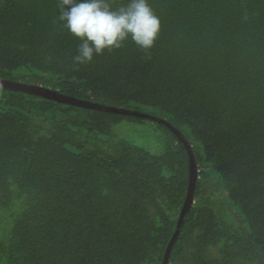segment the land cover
Wrapping results in <instances>:
<instances>
[{"label":"trees","instance_id":"1","mask_svg":"<svg viewBox=\"0 0 264 264\" xmlns=\"http://www.w3.org/2000/svg\"><path fill=\"white\" fill-rule=\"evenodd\" d=\"M57 3L0 0V79L169 122L198 164L169 264H264V0H149L147 56L128 41L78 66ZM147 121L0 87V264H163L189 156L157 123L162 153L114 134Z\"/></svg>","mask_w":264,"mask_h":264},{"label":"clouds","instance_id":"2","mask_svg":"<svg viewBox=\"0 0 264 264\" xmlns=\"http://www.w3.org/2000/svg\"><path fill=\"white\" fill-rule=\"evenodd\" d=\"M57 22L80 41L74 65H86L105 52L123 48L128 41L147 56L156 46L163 26L149 0H58Z\"/></svg>","mask_w":264,"mask_h":264},{"label":"water","instance_id":"3","mask_svg":"<svg viewBox=\"0 0 264 264\" xmlns=\"http://www.w3.org/2000/svg\"><path fill=\"white\" fill-rule=\"evenodd\" d=\"M0 87L2 88H8L15 91L25 92L28 94L36 95L39 97L52 99L60 103H66L78 107H83L87 109H94L109 113H117L125 116H134L139 117L145 120H149L152 123H157L160 125H163L164 127L168 128L172 133H174L179 141L183 143L187 149L188 156H189V166H190V178H189V187L187 196L185 199V203L183 206V209L181 210L179 221L176 227V230L174 232L173 238L171 239L166 253L164 255L163 264H169V259L171 252L173 250V247L180 235V232L185 224L186 216L188 212L190 211L192 205L194 204V193L196 189L197 179H198V164L193 152V146L187 141V139L184 137V135L173 127L169 122H167L164 119H161L159 117H156L154 115H151L149 113L136 111V110H129V109H121V108H115L107 105H101L92 101H86L77 97L69 96L66 94L61 93L59 90H53L50 88L43 87L41 85H28L26 83L22 82H12L8 80H1L0 79Z\"/></svg>","mask_w":264,"mask_h":264},{"label":"rangeland","instance_id":"4","mask_svg":"<svg viewBox=\"0 0 264 264\" xmlns=\"http://www.w3.org/2000/svg\"><path fill=\"white\" fill-rule=\"evenodd\" d=\"M114 134L157 154L165 151L169 140L164 129L149 121L144 124L124 122L114 129Z\"/></svg>","mask_w":264,"mask_h":264}]
</instances>
